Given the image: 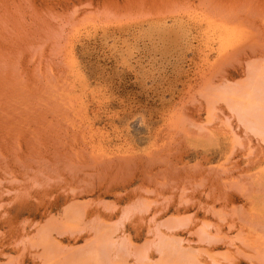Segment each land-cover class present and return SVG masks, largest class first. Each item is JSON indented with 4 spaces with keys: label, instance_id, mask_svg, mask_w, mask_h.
Masks as SVG:
<instances>
[{
    "label": "rangeland",
    "instance_id": "obj_1",
    "mask_svg": "<svg viewBox=\"0 0 264 264\" xmlns=\"http://www.w3.org/2000/svg\"><path fill=\"white\" fill-rule=\"evenodd\" d=\"M256 82L264 0H0V264H264Z\"/></svg>",
    "mask_w": 264,
    "mask_h": 264
},
{
    "label": "bare ground",
    "instance_id": "obj_2",
    "mask_svg": "<svg viewBox=\"0 0 264 264\" xmlns=\"http://www.w3.org/2000/svg\"><path fill=\"white\" fill-rule=\"evenodd\" d=\"M197 19V18H196ZM195 19V20H196ZM198 20V19H197ZM200 21V20H199ZM214 27V26H213ZM210 29V26H209V28H208V30ZM215 30L213 29V32H214ZM212 32V31H211ZM216 33V32H215ZM206 34V33H205ZM213 35H214V33H212ZM217 35V34H216ZM205 43V42H204ZM74 44V43H73ZM208 46V45H207ZM210 47V46H209ZM73 48V47H72ZM206 48V47H205ZM204 48V49H205ZM214 48V47H213ZM210 49H212V48H210ZM224 49V48H223ZM226 50V49H225ZM204 51V50H203ZM209 51V50H208ZM224 51V50H223ZM222 51V52H223ZM204 53V52H203ZM213 53H211V55H212ZM214 55V54H213ZM225 55V54H224ZM202 56V55H201ZM205 55H203V57H204ZM203 57H202V59H203ZM209 57V56H208ZM207 57V58H208ZM214 59V58H213ZM207 62H208V60H206ZM210 61V60H209ZM204 62V61H203ZM206 65V64H205ZM203 66H204V64H203ZM73 67H75V66H73ZM77 69V68H76ZM200 69V68H199ZM75 70V69H74ZM76 71V70H75ZM78 75V74H77ZM76 75V76H77ZM80 77V76H79ZM257 83V82H256ZM255 83V85H254V93L252 94L253 95V98L251 99V102L248 104V106H246V105H244L245 107L244 108H242L241 110H239V113L241 114V116H242V119H244V120H246V121H248L249 123H251V126H254L253 127V129L255 130L256 129V131L258 130V128H259V130L258 131H261L260 133H263L262 132V130H264V88H262L261 86H260V84H256ZM83 84V83H82ZM264 86V85H263ZM84 87H86V86H83V88ZM87 88V87H86ZM84 90H86L85 88H84ZM258 90H260L261 91V94H259V92H258ZM256 92H258V94L256 93ZM85 93H87V91H85ZM95 96V95H94ZM259 96V97H258ZM261 96H263V98H261ZM82 97V96H81ZM252 97V96H251ZM94 98V97H93ZM95 99V98H94ZM99 99V98H98ZM258 99V100H257ZM86 101V100H85ZM82 102V101H81ZM88 114V113H87ZM87 119V118H86ZM91 122V121H90ZM89 122V123H90ZM93 123V122H92ZM91 123V124H92ZM248 123V124H249ZM89 127H91V126H89ZM92 128V127H91ZM90 128V129H91ZM93 129V128H92ZM96 129V128H95ZM95 129H94V133H95ZM102 129V128H101ZM100 131V130H99ZM101 131H103V130H101ZM100 131V132H101ZM91 132V131H90ZM97 132V131H96ZM94 133H92V136L94 135ZM102 133V132H101ZM106 133V132H105ZM107 134V133H106ZM105 134V135H106ZM108 135V134H107ZM109 136V135H108ZM108 136H106L107 138H108ZM94 138H95V136H93ZM100 137H101V135H100ZM105 137V138H106ZM92 138V137H91ZM110 138V137H109ZM95 140V139H94ZM101 140V139H100ZM100 140H99V142H100ZM105 139H103V141H104ZM96 141V140H95ZM95 141H92V142H95ZM105 141H107V140H105ZM118 141V140H117ZM102 142V141H101ZM100 142V143H101ZM108 142V141H107ZM115 142V141H114ZM105 143V142H104ZM103 143V144H104ZM122 143V142H121ZM96 144V143H95ZM94 144V145H95ZM102 144V145H103ZM107 144V143H106ZM109 144V143H108ZM107 144V145H108ZM112 144V143H111ZM115 144V143H114ZM113 144V145H114ZM97 145V144H96ZM95 145V146H96ZM99 145H101V144H99ZM106 145V146H107ZM116 145V144H115ZM124 145V143H122V146ZM104 146H105V144H104ZM103 146V147H104ZM97 147V146H96ZM100 148H102L101 146H99ZM108 147H112V145H110V146H107V148L106 149H108ZM117 148H119L118 146H117ZM113 149V148H112ZM123 149V148H122ZM94 150H95V148H94ZM99 149H97V151H98ZM103 150V149H102ZM100 151L99 150V152H103V151ZM104 150H105V148H104ZM116 150V149H115ZM119 150H120V148H119ZM107 151V150H106ZM117 151V150H116ZM105 152V151H104ZM109 152V151H108ZM114 152V151H113ZM120 152V151H119Z\"/></svg>",
    "mask_w": 264,
    "mask_h": 264
}]
</instances>
